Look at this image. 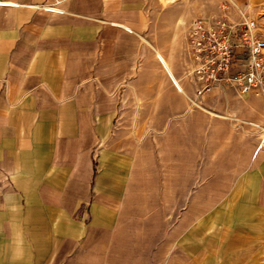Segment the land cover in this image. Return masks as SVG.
Instances as JSON below:
<instances>
[{
    "label": "crops",
    "instance_id": "1",
    "mask_svg": "<svg viewBox=\"0 0 264 264\" xmlns=\"http://www.w3.org/2000/svg\"><path fill=\"white\" fill-rule=\"evenodd\" d=\"M221 1L228 3L231 21L253 19L264 37V0ZM0 3V264H214L208 255L178 262L166 252L147 259L134 253L128 232L114 224L112 207L97 198L92 181L98 122L113 118L114 91L125 89L144 55L146 25L166 28L149 45L168 61L180 87L156 61L157 104L175 109L187 101L206 103L210 93L197 97L191 74L186 28L192 18L180 28L190 13L178 17L169 3L165 17L151 18L146 9L155 10L154 0ZM53 4L61 14L40 8ZM213 92L232 117L234 137H247L230 152L234 185L264 211V151L254 153L264 95L227 87Z\"/></svg>",
    "mask_w": 264,
    "mask_h": 264
},
{
    "label": "rangeland",
    "instance_id": "2",
    "mask_svg": "<svg viewBox=\"0 0 264 264\" xmlns=\"http://www.w3.org/2000/svg\"><path fill=\"white\" fill-rule=\"evenodd\" d=\"M154 1L155 10L146 9L151 18L165 17L169 3L178 17L190 13L180 28L189 18L214 16L223 3ZM163 28L145 26L144 55L125 89L114 91L111 122H98L91 152L97 198L128 232L129 249L145 259L166 252L178 262L208 255L214 264H264V211L248 201V192L239 194L230 157L233 144L242 146L247 137H234L225 103L211 90L204 105L187 101L174 109L159 106L153 95L156 61L179 87L168 61L149 45Z\"/></svg>",
    "mask_w": 264,
    "mask_h": 264
},
{
    "label": "built area",
    "instance_id": "3",
    "mask_svg": "<svg viewBox=\"0 0 264 264\" xmlns=\"http://www.w3.org/2000/svg\"><path fill=\"white\" fill-rule=\"evenodd\" d=\"M40 8L48 13H62L55 4ZM218 9L217 15L192 18L186 28L193 61L191 74L198 83L196 95L216 87H227L237 94L264 95V37L258 34L256 21L247 17L231 21L227 2ZM260 150L264 151V126L259 130L254 153Z\"/></svg>",
    "mask_w": 264,
    "mask_h": 264
},
{
    "label": "bare ground",
    "instance_id": "4",
    "mask_svg": "<svg viewBox=\"0 0 264 264\" xmlns=\"http://www.w3.org/2000/svg\"><path fill=\"white\" fill-rule=\"evenodd\" d=\"M174 85L177 87L178 90H180V88L177 86V84H175V82L173 81Z\"/></svg>",
    "mask_w": 264,
    "mask_h": 264
}]
</instances>
